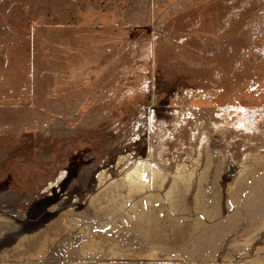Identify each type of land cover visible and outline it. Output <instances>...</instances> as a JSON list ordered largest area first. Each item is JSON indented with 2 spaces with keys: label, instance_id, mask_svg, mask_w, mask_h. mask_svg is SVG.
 Wrapping results in <instances>:
<instances>
[{
  "label": "rangeland",
  "instance_id": "374dc122",
  "mask_svg": "<svg viewBox=\"0 0 264 264\" xmlns=\"http://www.w3.org/2000/svg\"><path fill=\"white\" fill-rule=\"evenodd\" d=\"M0 264H264V0H0Z\"/></svg>",
  "mask_w": 264,
  "mask_h": 264
},
{
  "label": "bare ground",
  "instance_id": "6f19581e",
  "mask_svg": "<svg viewBox=\"0 0 264 264\" xmlns=\"http://www.w3.org/2000/svg\"><path fill=\"white\" fill-rule=\"evenodd\" d=\"M128 176H130L134 184L142 189H147L151 186V178H154V181L159 178L158 174L147 167L145 163H137V165L131 169Z\"/></svg>",
  "mask_w": 264,
  "mask_h": 264
}]
</instances>
